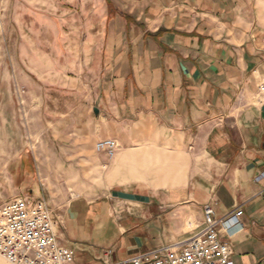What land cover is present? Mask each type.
<instances>
[{"label":"crops","instance_id":"crops-1","mask_svg":"<svg viewBox=\"0 0 264 264\" xmlns=\"http://www.w3.org/2000/svg\"><path fill=\"white\" fill-rule=\"evenodd\" d=\"M79 5L89 17L58 34L74 58L60 79L94 109L98 138L120 148L110 162L102 154L106 193L51 200L72 264L177 243L203 226L207 205L217 218L243 210L242 229L221 240L235 264H264V0ZM9 174L11 197L39 198L32 151Z\"/></svg>","mask_w":264,"mask_h":264},{"label":"rangeland","instance_id":"rangeland-1","mask_svg":"<svg viewBox=\"0 0 264 264\" xmlns=\"http://www.w3.org/2000/svg\"><path fill=\"white\" fill-rule=\"evenodd\" d=\"M90 2L0 0V205L14 199L10 167L23 150L37 158L36 199L49 207L58 197L106 193L107 161L95 150L100 127L94 109L60 79L74 58L63 57L58 34L88 18L89 9L79 4Z\"/></svg>","mask_w":264,"mask_h":264},{"label":"built area","instance_id":"built-area-1","mask_svg":"<svg viewBox=\"0 0 264 264\" xmlns=\"http://www.w3.org/2000/svg\"><path fill=\"white\" fill-rule=\"evenodd\" d=\"M258 101L264 104V82L258 86ZM119 149L114 139L97 142L95 150L113 159ZM264 174L260 177L263 178ZM243 210L222 218L214 209L204 208V224L187 238L170 245L111 262V251L104 264H235L233 250L221 240L242 229ZM54 211L44 200L19 197L0 205V257L10 264H72L73 249L60 245Z\"/></svg>","mask_w":264,"mask_h":264}]
</instances>
